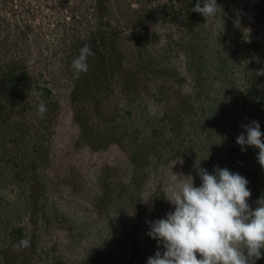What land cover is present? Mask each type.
Returning <instances> with one entry per match:
<instances>
[{
  "label": "rangeland",
  "instance_id": "1",
  "mask_svg": "<svg viewBox=\"0 0 264 264\" xmlns=\"http://www.w3.org/2000/svg\"><path fill=\"white\" fill-rule=\"evenodd\" d=\"M70 1L21 0L25 2L23 8L19 5L15 7L18 10L6 14L10 24L19 20L20 25L27 22L32 27L26 34L28 38L20 39L22 44L18 46L8 45V51L25 58L35 81L26 94L25 108L0 109V264H147L156 251H164L163 245L158 247L157 240L147 233L149 222L174 211L163 195L168 183L175 179L174 174H198L194 166L188 168L167 149L155 157L150 152L137 158L116 144L91 148L84 140L72 112V79L67 64L73 35L89 31L94 8L88 0L82 13L84 22L74 23ZM109 1L112 39L126 68L134 61L132 33L139 14L155 7L159 12L150 28L167 49L169 59L188 78V84L193 83L197 71L195 66L188 70L189 56L201 60V74L211 78L218 70L219 54L229 53L223 58L231 60L227 71L239 65L241 69L256 68L258 77L252 87L258 85L256 90L264 93L263 17L258 25L260 13L264 16V0L262 4L258 0H217L221 9L207 20L191 10L197 0L190 4L185 0ZM241 9L254 17L248 24L242 18L244 14L239 13ZM225 37H231L230 46L224 42ZM10 39L12 42L11 34ZM141 82L149 114L175 107L176 87L171 81L148 74ZM188 84L183 85V91ZM107 96L101 106L103 115L107 120H126L122 126L130 128V109L122 90L113 84ZM46 98L58 101V116L43 124L31 122V114L38 115V105ZM246 107L251 109L247 102ZM253 116H246L241 127L229 135V141L214 139L219 152L210 163H201V168L211 173L216 166L226 167L244 176L251 191L248 203L254 210L264 197L259 150L246 146L242 151L236 143L241 133L246 135L242 125L253 120L259 122L264 133L261 116ZM133 124L141 130V138L135 141L143 140L146 134L142 122ZM177 136L150 138L148 142L161 150L162 145L169 147L178 142ZM197 181L201 183L199 176ZM23 238L30 239V247L16 251L14 245ZM255 264H264V255Z\"/></svg>",
  "mask_w": 264,
  "mask_h": 264
},
{
  "label": "trees",
  "instance_id": "2",
  "mask_svg": "<svg viewBox=\"0 0 264 264\" xmlns=\"http://www.w3.org/2000/svg\"><path fill=\"white\" fill-rule=\"evenodd\" d=\"M87 1L71 0L68 3L74 23L84 22L82 13ZM89 1L93 4L94 21L88 32L73 35L67 66L72 79L70 102L73 116L82 137L91 148L112 143L137 158L141 157L140 154L143 156L150 152V156L155 157L167 149L172 156L177 160L181 158V162L191 169L196 161L197 163L200 161L199 167H204L201 163L208 164L210 158L219 152L214 139L229 141V135L241 127L247 119L246 116L255 118L253 113L258 114L264 123V93L260 94L256 90L258 85L252 87L258 77L256 68L248 69L245 66L241 69L239 65L228 72L231 60L223 58L229 53L219 54L218 70L214 71L215 77L210 78L208 74H201L204 65L202 61L190 59L189 56L186 62L188 70L195 66L197 71L193 76V83L188 84V78L169 59L167 49L160 44L159 36L150 28V24L157 19L159 12L155 7H149L139 14L140 20L132 33L134 61L131 67L126 68L124 59L119 56L117 44L112 39L113 21L110 1ZM258 1L260 4L263 2V0ZM185 2L190 4L191 0ZM24 3L21 0H0V109L25 108L26 94L32 89L35 81L34 72L27 67L25 58L15 53L11 55L8 51V45L12 47L22 44L20 39L22 41L27 39L26 34L32 28L27 22L20 25L19 20L10 24L6 17L8 12L18 10L15 7L20 5L23 8ZM239 13L244 14L242 18L246 19L247 24L254 19L249 11L241 9ZM260 15L258 25L262 24V17L264 18L263 14ZM253 32L254 29L250 42H253ZM262 33L264 35V31ZM10 34L13 38L12 42ZM230 38L223 39L228 46H230ZM85 44L90 46L95 55L88 58L89 71L81 74L77 79L73 75L71 63ZM148 74L169 80L175 85L174 103L178 101L175 107L167 106L159 114H149V104L145 102L141 87V80ZM183 83L188 84L189 87L185 91H183ZM113 84L115 86L117 84L127 97V108L130 109L127 123L131 124L130 128L122 126L126 120L118 121L115 117L107 120L103 115L104 112L102 113V102ZM246 102L251 109L246 107ZM42 104L46 106L47 111L43 117L39 114L37 116L31 114L33 118L31 122L37 121L36 123L43 124L58 116L60 110L58 101L46 98ZM135 121L142 122L144 126L146 135L143 140L135 141L141 138L139 137L141 130L138 125L133 124ZM175 132H179V136ZM163 136L168 138L177 136L178 142L170 144L169 147L162 145L164 149L161 150V147L156 149L148 142L150 138L159 137L160 140ZM193 178L194 186H198L200 184L197 181L198 176L195 175Z\"/></svg>",
  "mask_w": 264,
  "mask_h": 264
},
{
  "label": "clouds",
  "instance_id": "3",
  "mask_svg": "<svg viewBox=\"0 0 264 264\" xmlns=\"http://www.w3.org/2000/svg\"><path fill=\"white\" fill-rule=\"evenodd\" d=\"M220 9L217 0H203V6L197 0L191 10L207 20ZM94 55L87 44L79 50L71 63L75 78L89 71L88 58ZM46 111L40 104L38 114L43 117ZM242 127L246 135L241 133L236 143L242 151L246 146L257 148V161L264 170V133L259 122L253 120ZM199 164L196 161L194 165L201 181L198 187L191 175L178 177L173 173L175 179L163 195L174 211L149 222L147 233L164 251H156L147 264H255L264 255V197L253 210L248 203L249 181L244 176L219 166L209 173ZM30 245V239L23 238L14 248L20 251Z\"/></svg>",
  "mask_w": 264,
  "mask_h": 264
}]
</instances>
